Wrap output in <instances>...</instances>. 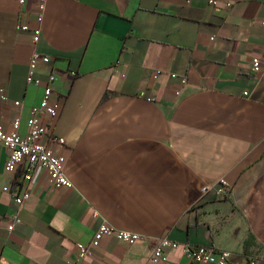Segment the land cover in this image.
<instances>
[{
	"label": "crops",
	"instance_id": "1",
	"mask_svg": "<svg viewBox=\"0 0 264 264\" xmlns=\"http://www.w3.org/2000/svg\"><path fill=\"white\" fill-rule=\"evenodd\" d=\"M40 1L0 0V124L20 116L28 131L43 95L28 64L51 56L38 75L55 71L61 107L44 120L65 142L44 141L74 187L10 173L0 145V264H72L104 219L141 239L107 235L80 264H194L188 244L264 264V70H251L264 0H45L35 44L19 25L37 24ZM162 238L179 243L166 260L154 257Z\"/></svg>",
	"mask_w": 264,
	"mask_h": 264
},
{
	"label": "built area",
	"instance_id": "2",
	"mask_svg": "<svg viewBox=\"0 0 264 264\" xmlns=\"http://www.w3.org/2000/svg\"><path fill=\"white\" fill-rule=\"evenodd\" d=\"M25 0H20L24 3ZM220 0H209L210 5H216ZM226 7H232L233 2L226 1ZM46 8V1L41 0L38 3L37 24L30 26L29 24L19 25V29L31 33L33 43H38L42 34V22L44 19V11ZM51 61V56L34 52L29 61V71L27 75V82L29 84L42 86L43 95L38 106H34L31 110V115L27 119L28 131L25 134L20 133L22 121L20 116L15 118L12 123L13 130L8 131L0 124V145L7 148L9 151L7 159V169L10 173L15 174L20 168H24V180L29 182L33 179L37 170H43L48 174L50 183L55 188L72 189L74 187L73 181L68 177L64 170V160L62 155H57L54 150L44 141V138L49 135L52 140L64 143L65 139L62 137L53 136L50 127L47 126L44 118L55 119L59 115L61 107V98L55 90V82L57 79L56 73L52 68L46 69V79L39 77L38 73L42 71ZM252 72L259 74L264 70V55L255 56L251 61ZM75 76V71L70 72ZM160 72L154 74L157 78ZM171 77H177L176 73H171ZM182 82H186L183 77ZM0 98L2 101L9 99L5 87L0 86ZM19 100L15 101V105H20ZM220 194H229L228 187L221 183L219 187ZM29 190L24 187L23 191L15 194V201L21 205L29 197ZM95 215H99L96 212ZM15 220L9 225V229H13ZM115 236L121 241L132 243L141 239V235L137 232L120 229L103 220L93 237L88 242L78 241L76 243L77 259L72 264H80V262L93 253V249L99 245L105 236ZM178 242L168 238H162L159 242V248L155 251L154 257L157 259L166 260L167 257L162 250V247L176 248ZM185 252L190 257L194 264H229L231 251L224 248H216L213 245H193L185 246ZM258 259H251L247 264H257Z\"/></svg>",
	"mask_w": 264,
	"mask_h": 264
}]
</instances>
